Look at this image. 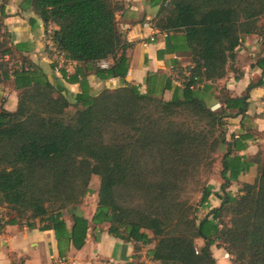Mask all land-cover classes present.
<instances>
[{"label": "trees", "instance_id": "trees-1", "mask_svg": "<svg viewBox=\"0 0 264 264\" xmlns=\"http://www.w3.org/2000/svg\"><path fill=\"white\" fill-rule=\"evenodd\" d=\"M7 2L0 0L1 11ZM23 3L45 29L56 26L50 33L54 47L78 65L62 75L78 83L79 92L64 93L27 56L16 58L8 34L0 33V86L10 82L18 92L12 111L0 99V206L12 216L8 222L31 227L38 219L40 228L54 231L60 252L68 243L82 248L91 222L108 223V233L133 241L134 250L154 242L150 256L158 264H217L212 245L222 247L234 264H264V150L254 158L255 180L241 184L235 196L224 180L220 205L204 217L197 211L210 189L201 188L197 205L190 195L201 169L209 171L216 151L228 144V119L245 114L250 89L262 81L249 83L239 96L221 89L224 108L217 112L195 88L225 77L244 36L264 39V0L161 3L153 26L184 32L193 64L170 99L162 96L171 88L168 78L161 84L149 73L145 91L125 80L131 43L118 27L120 0ZM253 65L264 72V53ZM89 73L121 83L92 94ZM95 176L91 219L74 211L69 230L63 211L93 192Z\"/></svg>", "mask_w": 264, "mask_h": 264}, {"label": "crops", "instance_id": "crops-1", "mask_svg": "<svg viewBox=\"0 0 264 264\" xmlns=\"http://www.w3.org/2000/svg\"><path fill=\"white\" fill-rule=\"evenodd\" d=\"M120 1L123 8L116 14L118 27L125 39L131 43L127 50L130 60L125 80L145 91V81L149 73L157 74L161 84L168 78L171 88L165 90L162 96L170 99L175 87L182 85L183 76L188 74V68L193 65L184 32H164L153 26V18L165 0ZM54 28V24H49L45 29L41 19L23 0H8L3 10H0V33L8 34V45L13 55L16 58L27 56L42 68L57 88L74 96L79 92V85L68 82L62 75V70L70 75L78 65L69 59L63 62L54 59L46 38ZM263 53L262 37L255 34L244 36L236 50L233 66L227 69L225 77L216 81H205L195 88L197 95L210 108L222 109L224 104L219 99L221 89L228 91L231 96H239L245 92L249 83L262 81V84L250 89L245 114L234 115L228 119V144L220 148L217 173L206 185L211 193L198 209L199 219L220 205V187L224 180L227 183L226 191L235 196L239 193L241 184L252 183L258 174V164L254 158L264 150V72L253 64ZM105 63L107 64L106 61ZM87 79L92 94H97L104 88H115L121 83L117 77L99 79L92 73L87 74ZM7 84L11 87L10 90L7 91L1 85L0 97L4 96L3 107L12 111L16 108L18 92L10 82ZM245 134L249 136L242 138ZM97 189L94 191L96 198ZM95 207L96 203L91 215L82 213L83 216L90 220ZM70 210L63 211L69 230L72 225L71 213L76 211ZM11 217L7 209L0 206V264H158L150 256L154 242L140 245L138 250H134L133 241L108 233V223L93 225L90 222L82 248L76 249L68 243L63 245L60 252L52 229L40 228L42 223L38 219L33 220L31 227L24 222L9 223ZM197 241L201 243L203 239L199 238ZM210 249L217 264H228L231 261V257L222 247L212 245Z\"/></svg>", "mask_w": 264, "mask_h": 264}, {"label": "rangeland", "instance_id": "rangeland-1", "mask_svg": "<svg viewBox=\"0 0 264 264\" xmlns=\"http://www.w3.org/2000/svg\"><path fill=\"white\" fill-rule=\"evenodd\" d=\"M2 86L5 89H7V91H9L10 88H11L7 83H5ZM3 98H4V96H1L0 97V99H3ZM210 109L212 111H216V112L220 110V109H212V108H210ZM72 110H73V107L72 106L69 107V111H72ZM220 148L214 154V162H213L212 167L210 168V170L209 171H206L205 168L201 169L200 176H199V185L198 186H192V187L190 186L191 187L190 189H192V191H190L191 201L195 205L198 204V201L200 199V195H201V191L200 190H201V188L203 186L207 185V183L209 182V180L211 178H213L214 175L217 173V171H216V165L219 164L220 157H221L220 156V152H221L220 151ZM98 183H99V177L98 176L93 177V179H92V181L90 183V186H91V189H92L93 192L91 194H89L87 197H85V199L83 200V202L80 205H78L76 207H73V208H68V209H71L70 211H73V209H75L76 211H78L80 213H83L84 215H91L93 206H94V204L96 203V200H97L96 194L94 193V191H96L97 184ZM197 216L199 217L200 215H197ZM196 244L199 247V246H201L203 244V242L199 243L197 241ZM226 257H227V254H226ZM229 259L231 260V258H229ZM227 262H228V260H227ZM228 264H234V263L231 260L230 262H228Z\"/></svg>", "mask_w": 264, "mask_h": 264}, {"label": "built area", "instance_id": "built-area-1", "mask_svg": "<svg viewBox=\"0 0 264 264\" xmlns=\"http://www.w3.org/2000/svg\"><path fill=\"white\" fill-rule=\"evenodd\" d=\"M46 38H47V40H48L49 48L51 49V51H52V53H53L54 59L59 60V61H62V62L65 61L66 58L64 57L63 53L59 52V51L54 47V45H53V43H52V40H51V37H50L49 34H47ZM152 39H153V38H151V40H152ZM101 65H102V66H106V63L103 61V62L101 63Z\"/></svg>", "mask_w": 264, "mask_h": 264}]
</instances>
